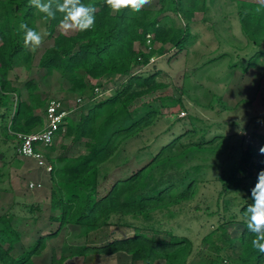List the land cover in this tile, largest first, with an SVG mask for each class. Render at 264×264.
Segmentation results:
<instances>
[{"label":"rangeland","instance_id":"rangeland-1","mask_svg":"<svg viewBox=\"0 0 264 264\" xmlns=\"http://www.w3.org/2000/svg\"><path fill=\"white\" fill-rule=\"evenodd\" d=\"M190 2L197 8L190 20H186L182 13L171 11L158 17L159 20L165 19V24L174 29L187 28L189 37L183 48H173L169 43H155L153 61L134 66L130 72V76L154 75L155 82L163 85L157 91L137 98L129 106L133 114L141 113L143 104L160 106L163 104L159 101L160 98L180 100L182 108L172 113L170 107L160 106V113L151 126L121 142L115 155L100 167L98 198L104 197L117 180L125 179L144 166L163 146L181 137L168 154L174 157L181 170L201 166V171L183 184L185 188L191 180H195V191L191 197L168 210L154 211L152 217L155 222L162 223L160 230L170 231L175 239L186 238L190 241V247L180 255V264H213L214 261L216 264H242L239 239L245 222L236 213L237 200H243L252 180L245 182L243 190H234L227 197L234 198L229 202L230 211L234 214L230 215L228 212L226 220L222 221L220 218L224 212L221 208L219 215L210 213L218 210L217 195L230 168L239 163L248 144L259 148V136L264 135V55L257 54L264 45V24L261 28H251L256 40L261 42L259 47L243 33L238 16L240 10L257 12L256 9L264 4H261V0ZM166 3L167 0H152L142 10L157 12L166 8ZM202 6L203 11L199 10ZM136 15L139 16L140 11ZM37 30L41 33L48 32L47 23L38 20ZM74 33L65 32L58 25L51 37L45 36L42 45L35 51L31 50L29 70L22 66L9 72V88L16 90L10 95L11 104L28 100L25 84L33 81L37 87L34 97L37 96L40 102L53 98L62 100L68 107L74 105L80 95H73L69 83L59 72L44 77L45 71L38 70L39 59L45 49L53 45L54 38L58 34L71 36ZM134 47L139 49L137 44ZM128 78L107 75L98 81L87 79L92 86H101L100 93L94 94L92 101L113 96L128 83ZM12 106L6 117L3 116V108H0V143L6 136L3 141L5 144L0 146V201H3L0 213L5 217L15 216L12 222L21 234L19 245L22 248H27L30 242L34 244L40 235L52 234V237L46 236V249L33 259L35 264L59 262L60 257L72 254L78 246H102L114 239L132 236L130 228L117 225L116 222L122 217L119 215L113 218L112 225L88 235L83 227L77 225H66L59 229L57 225L49 224V219L53 216L49 211L50 196L54 192L53 178L44 166L37 167L31 160L17 157L15 138L6 128L15 108V105ZM38 110L40 109H35L34 112L37 113ZM82 110L74 111L68 119L73 124H78L87 111ZM200 129L207 131L202 139L204 142L213 141L201 145L202 149L195 145L199 141L196 134L200 135ZM194 131L195 135L191 133ZM89 142V137L75 140L73 136L61 134L54 139L49 149L42 151L44 162L55 166L62 157L75 159L86 154ZM185 148L192 151L181 153ZM168 154L165 152L163 156ZM258 163L259 160L255 166ZM159 170L160 168L153 172L154 176ZM36 181L40 182L42 188L30 191L28 183ZM183 190L181 185L180 193ZM169 200L170 198L165 197L166 202ZM220 205L223 207L224 201ZM122 218L124 222L138 225L142 223L130 216ZM22 248L17 247L12 255L20 254ZM97 258L99 259L88 263L126 264L129 260L123 253ZM157 262L163 264L161 260Z\"/></svg>","mask_w":264,"mask_h":264},{"label":"trees","instance_id":"trees-1","mask_svg":"<svg viewBox=\"0 0 264 264\" xmlns=\"http://www.w3.org/2000/svg\"><path fill=\"white\" fill-rule=\"evenodd\" d=\"M82 2L96 8L94 27L84 32L74 31L71 36L58 34L53 40V45L45 49L38 62V70L45 71L44 77L59 72L69 83L73 95L77 94L91 101L87 99L88 103L83 106L82 111H87L81 116L78 124H73L67 117L64 119L63 131L59 129L57 132V136L61 134L73 136L75 140L89 137L90 142L87 143L86 154L75 159L62 157L58 159L59 164L51 165L49 174L53 178L54 192L50 196V210L59 211L57 217L59 229L66 225H77L83 227L87 235L112 225L116 215L130 216L142 223L138 225L124 222L120 217L117 225L130 228L132 236L114 239L102 246H78L72 254L60 257L58 263L62 264L67 257L72 256H112L123 253L129 257V263L126 264H156L159 260L164 264H180L182 261L180 255L190 247V241L186 238L175 239L170 231L160 230L159 226L162 223L155 222L152 213L178 205L182 200L191 197L195 191V180H191L185 188L183 184L190 177L196 176L201 171V166L181 170L174 157L168 154L181 137L163 146L144 166L130 176L117 180L102 198H98V186L100 167L115 155L121 142L151 126L160 113V106L170 107L172 113L182 108L180 100L160 98L159 101L163 103L160 106L151 107L143 104L142 112L133 114L129 106L137 98L157 91L163 85L155 82L154 75L130 76V72L134 66L147 64L149 58L153 56V50L149 53L142 51L147 34L154 36L153 43H169L177 49H182L187 42L189 37L187 28L182 30L167 26L165 19H158L159 15L171 11L182 13L186 20H190L197 8L190 0H167L166 8L157 12L141 10L138 16L130 7L112 12L104 0ZM260 9V12L240 10L238 13L243 33L259 47L261 42L256 40L251 28H261L260 26L264 24V6ZM199 10L203 11L204 7ZM60 19L61 14L57 13L55 20L47 22L49 37L53 35ZM38 20L44 21L43 14L30 7L29 0H0V108H3L5 117L10 110V95L16 92L15 89L9 88V72L22 66L25 70L31 68L32 52L23 44V33L19 25L25 23L38 32ZM134 44H137L139 49H135ZM257 54L264 55V45ZM107 75L129 77L128 83L113 96L92 101L94 88L100 85L92 86L87 79L98 81ZM25 87L29 97L27 101L16 102L12 110L11 130L15 133L29 134L42 127L43 119L39 112L34 111L42 109L46 101L40 102L37 96L34 97L37 87L33 81L27 82ZM191 133L195 135L196 131ZM198 133L200 135H196L199 136V141L195 144L198 149H202L200 146L204 143L213 142L202 140L207 131L200 129ZM258 146L259 148L248 144L239 163L230 168L226 174V181L222 180V188L217 195L218 210L210 215L214 213L219 215V208L224 212L220 218L222 221L226 220L228 212L230 215L234 214L230 211L229 204L234 198L227 197L234 190H243L242 186L246 185L245 182L249 179L252 180L250 187L243 200L242 198L237 200V209L243 211L253 202L250 190L257 181L258 172L264 170V154L259 152L264 146V135L259 136ZM190 151L192 150L185 148L181 153ZM165 152L168 155L163 156ZM257 160L259 163L255 166ZM158 168L160 170L154 176L153 172ZM181 185L184 190L180 193ZM165 197L170 200L166 202ZM221 201H224L223 207L220 205ZM53 219L52 216L51 220ZM2 224L1 261L4 264H34L31 258L39 255L45 248L46 237L38 238L17 259L12 260L9 254L13 246L19 242L20 235L11 229L7 221L2 220ZM243 224V232L239 239L242 264H263L264 253L252 248L250 241L253 235L247 231L246 224ZM47 237H52V234ZM4 256L9 260H5Z\"/></svg>","mask_w":264,"mask_h":264},{"label":"clouds","instance_id":"clouds-1","mask_svg":"<svg viewBox=\"0 0 264 264\" xmlns=\"http://www.w3.org/2000/svg\"><path fill=\"white\" fill-rule=\"evenodd\" d=\"M104 2L113 11L130 7L133 11L139 12L150 5L152 0H104ZM261 4H264V0H261ZM29 6L43 14L46 23L55 20L57 13H60L59 27L65 32H84L95 25L96 8L91 4L86 5L82 0H29ZM260 10V8L256 9L257 12ZM19 29L23 33L24 46L32 51L38 49L44 37L49 35L47 31L37 32L25 23H21ZM259 152L264 154V146ZM250 191L253 202L243 211L238 208L236 213L244 220L247 231L253 235L250 241L252 248L264 253V170L258 172L257 181Z\"/></svg>","mask_w":264,"mask_h":264},{"label":"built area","instance_id":"built-area-1","mask_svg":"<svg viewBox=\"0 0 264 264\" xmlns=\"http://www.w3.org/2000/svg\"><path fill=\"white\" fill-rule=\"evenodd\" d=\"M154 36L146 35L145 47L142 48L143 53H149L154 49ZM158 44V43H157ZM154 56L149 58V62L153 61ZM100 87L94 88V93L99 94ZM88 103V100L81 96L77 97L73 106L67 107L60 99L49 98L45 102V106L40 110V115L43 119L41 128L31 131L29 134L15 133L11 130V119L7 126L9 134L13 135L16 141L15 152L18 158H30L37 161L39 166H44L45 170L51 171V166L47 165L45 157L42 153L44 149L51 147L54 139L57 137L59 129L64 127V119L69 117L74 111L83 108ZM47 166V167H46ZM34 185L29 184L32 188Z\"/></svg>","mask_w":264,"mask_h":264},{"label":"crops","instance_id":"crops-1","mask_svg":"<svg viewBox=\"0 0 264 264\" xmlns=\"http://www.w3.org/2000/svg\"><path fill=\"white\" fill-rule=\"evenodd\" d=\"M110 76H115V75H110ZM117 76V75H116ZM95 81V80H94ZM16 104V102L14 103V104H11L10 103V109H11V107H13L12 105H15ZM40 110H42V109H40ZM40 110H39V114L41 113L40 112ZM12 116V115H11ZM11 116H10V118H9V120H8V123H9V121H10V119H11ZM7 126H8V124H7ZM6 140V136H5V138L3 137V139L1 140V145L0 146H2V144H5L3 141H5ZM19 159H25V160H31L32 162H34L35 164H36V166L37 167H39L38 166V163H37V161L36 160H34V159H30V158H19ZM46 164H49L48 162L46 163ZM39 169V168H38ZM43 170V169H42ZM30 183H32L34 186L32 187V188H30L29 187V184ZM42 188V185L40 184V182H38V181H36V182H29L28 183V189L30 190V191H35V190H39V189H41ZM12 199L14 200V197L12 196ZM13 200H12V202H13ZM3 201H0V204L2 203ZM0 207H2V206H0ZM11 207V206H10ZM8 210H9V207L7 208ZM7 210V211H8ZM49 211H50V213L53 215V217H54V219L53 220H51V217H50V223L49 224H54V225H57V228H59V226H60V224H59V222L57 221V217L59 216V211L57 210V211H55L56 213H54L53 214V212L49 209ZM58 213V214H57ZM19 216V215H18ZM13 219H15V216L14 215H12V217L9 215V217L7 216V217H5L4 215H1V213H0V222H1V229L3 228L2 226H3V224H2V220H5V221H7L8 222V224H9V226L11 227V229H13L14 231H17L18 233H19V235H20V239H19V242L17 243V244H15L14 246H13V249H12V251L10 252V257H11V259L12 260H15V259H17L22 253H24L31 245H33V243H29V245H27L28 247L26 248V247H21V245H19V244H21L20 243V241H21V234H20V232L18 231V230H16V228L14 227V224H13V222H12V220ZM22 220V219H21ZM56 228V229H57ZM0 229V230H1ZM43 231V230H42ZM44 232V231H43ZM47 235H51V234H44V235H40V237L42 238H44V237H46ZM37 240V239H36ZM5 246L6 245H4V248H5ZM20 246V247H19ZM45 246H46V242H45ZM22 248V250H21V252H20V254H18L17 256H14V254L12 255V253H14L15 252V250H16V248ZM45 249H46V247L42 250V252L39 254V255H35V256H33L32 258H31V260H32V262L35 264V262H34V258H37V257H39L44 251H45ZM92 256H94V255H89V256H72V257H67L66 258V260L62 263V264H89L88 262H91V261H93V260H97V259H99V258H97V257H108V256H105V255H101V256H97V257H95V258H92ZM113 256V255H112ZM3 258H5V260H9V258L8 257H3ZM88 258H90V260L88 259ZM1 259L2 258H0V264H4L2 261H1ZM101 259V258H100ZM53 262L54 263H56V264H59L58 262H55V261H52V264H53ZM127 263H129V260H128V262ZM163 264H164V262H162ZM156 264H161L160 262H157ZM200 264H202V263H200Z\"/></svg>","mask_w":264,"mask_h":264}]
</instances>
